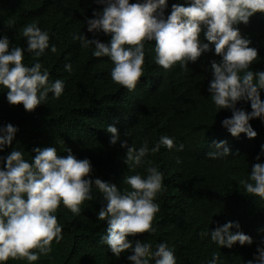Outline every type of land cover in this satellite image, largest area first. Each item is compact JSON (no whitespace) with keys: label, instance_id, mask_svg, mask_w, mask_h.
<instances>
[{"label":"trees","instance_id":"16d2710c","mask_svg":"<svg viewBox=\"0 0 264 264\" xmlns=\"http://www.w3.org/2000/svg\"><path fill=\"white\" fill-rule=\"evenodd\" d=\"M176 3L187 6L185 0H168L165 19ZM101 10L97 0H0V37L7 36L10 48H26L22 29L37 22L49 33V44L55 45L56 52L46 49L40 57L25 52L22 62L29 67L40 62L49 71L50 80L65 82L58 99L49 93L48 99L31 112H26L22 104L9 105L7 89L0 88V126L10 123L18 129L12 144L0 156L16 149L31 162L34 148L54 146L58 155H66L68 148L78 159H89L92 179L124 190L128 188L122 183L125 176L145 175L144 167L124 163L126 149L119 141L109 144L107 126H115L121 140L127 132L129 146L137 148L145 140L151 147L162 135L172 137L175 145L183 144L182 151L162 146L159 152L146 157L163 173L162 190L155 199L160 211L152 221L156 231L128 239L149 242L153 249L166 243L174 251L176 264H208L214 252H220L221 264H245L264 241V201L245 193L239 181L257 162L264 145V122L258 118L249 122L257 133L252 139L243 133L232 137L221 127V121L231 112H217L207 91L212 78L210 62L219 60L211 50L195 62H188L186 68L177 63L165 70L154 62L155 42H145L144 76L135 89L128 91L115 84L110 77V59L93 57L91 47L84 48L73 39L74 34L82 33L89 40H110L103 32H87L85 21ZM236 27L251 41L249 47L257 50V60L250 68L264 71V14L255 13L247 25ZM200 39L208 43L203 30ZM66 63L72 65L71 73L64 71ZM260 97L264 101V91ZM237 108L251 111L246 101L238 102ZM221 140L227 142L229 156L208 158L214 150L213 141ZM260 162H264V156ZM92 195V200L81 204L80 215H73L63 204L58 206L54 214L62 225V238L59 243L54 239L52 251L31 264H130L126 259L130 250L116 258L100 242L107 223L99 221L97 213L104 202L95 188ZM226 222L238 223L239 231L250 236L253 243L219 249L210 236L202 235ZM6 264L29 262L10 259Z\"/></svg>","mask_w":264,"mask_h":264},{"label":"clouds","instance_id":"9594fccd","mask_svg":"<svg viewBox=\"0 0 264 264\" xmlns=\"http://www.w3.org/2000/svg\"><path fill=\"white\" fill-rule=\"evenodd\" d=\"M101 11H94L93 18L85 21L88 33L103 32L110 36L107 43L86 39L82 33L73 35L84 48H92L93 57H107L113 64L111 80L122 88L132 91L144 76L145 42L154 41V62L165 70L177 63L186 68L203 53L213 51L219 60L210 62L211 80L207 91L217 112L226 109L231 116L221 121L232 137L243 133L254 138L251 120L264 122V71H253L250 65L257 60V50L249 47L251 41L242 37L238 24L247 25L255 13L264 14V0H185L184 4H172L165 19L168 0H97ZM203 30L204 43L200 39ZM21 35L26 48H10L7 36L0 37V88L7 89L9 105L22 104L31 112L43 104L51 93L58 99L64 92L63 79H49V71L40 62L31 67L25 65L24 53L40 57L48 49L55 53V45L49 44V33L41 30L37 22L25 25ZM210 45L212 46L210 49ZM64 71L71 73L72 65L66 63ZM240 101L250 102L251 111L237 108ZM18 129L8 123L0 126V152L12 144ZM109 144L120 142L126 149L124 163L130 167H144L145 175L125 176L121 190L116 185L92 179L89 159H78L70 149L66 155H58L54 146L34 148L31 162L20 150L12 149L0 156V264L7 261L26 259L29 264L52 251L53 240H61L62 225L54 214L61 204L73 215L81 214V204L92 200V189L102 194L104 206L97 213L99 221H106V234L100 242L116 258L128 252L130 264H176L172 248L159 243L153 249L149 242L128 239L141 233H154L152 225L160 206L155 202L162 190L163 173L146 159L161 147L177 151L183 144L175 145L174 138L162 135L151 147L147 140L137 148L129 146L128 133L121 140L115 126H107ZM210 159L229 156L227 142L213 141ZM264 145L247 177L239 181L245 193L264 201ZM179 163V161H177ZM237 231L233 232L232 229ZM217 247L231 249L233 245H251L252 238L239 231V224L226 222L211 232ZM35 249V251H32ZM220 252H214L208 264H221ZM245 264H264V241L256 247L255 254Z\"/></svg>","mask_w":264,"mask_h":264}]
</instances>
